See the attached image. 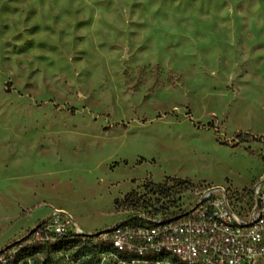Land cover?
<instances>
[{
	"label": "rangeland",
	"instance_id": "374dc122",
	"mask_svg": "<svg viewBox=\"0 0 264 264\" xmlns=\"http://www.w3.org/2000/svg\"><path fill=\"white\" fill-rule=\"evenodd\" d=\"M263 173L264 0H0L4 256L48 218L97 237L168 179L179 209ZM84 246L50 257L97 264Z\"/></svg>",
	"mask_w": 264,
	"mask_h": 264
},
{
	"label": "built area",
	"instance_id": "2783aa9c",
	"mask_svg": "<svg viewBox=\"0 0 264 264\" xmlns=\"http://www.w3.org/2000/svg\"><path fill=\"white\" fill-rule=\"evenodd\" d=\"M169 186L168 194H138L137 204L119 208L126 219L95 237L110 247L97 264H264V173L243 189L193 187L179 209L182 195L174 199L173 192L184 189ZM33 230L42 243L83 234L50 218Z\"/></svg>",
	"mask_w": 264,
	"mask_h": 264
},
{
	"label": "trees",
	"instance_id": "16d2710c",
	"mask_svg": "<svg viewBox=\"0 0 264 264\" xmlns=\"http://www.w3.org/2000/svg\"><path fill=\"white\" fill-rule=\"evenodd\" d=\"M179 186L182 187H192L190 181L188 180H179V179H168L167 181L161 183V184H154L150 188V193L156 195H161L163 192H168L171 190L172 186L169 185ZM145 193V194H150ZM142 198H138V193H130L129 195L125 196L120 202L119 206L120 208H129L131 206H134V204H137ZM156 201H159V197L154 198ZM33 238L31 243L23 248H21L19 251L15 252L14 254L5 256L6 264H19L22 260H24L27 257H34L38 254H43L45 256V264H56L55 261H53L50 257L51 254H54L56 252L65 250L67 248H73L78 246L79 244H84L82 253H85V255H90L93 258H98V255L103 252H107L110 250V247L107 243L101 242L99 240H96L95 237L91 236H84V238L78 235L69 234L67 236H64L62 238H59L53 242H45L42 243L40 241H37L34 237V234H31L30 239ZM82 241V242H81ZM0 255H3V253H0Z\"/></svg>",
	"mask_w": 264,
	"mask_h": 264
},
{
	"label": "water",
	"instance_id": "95a60500",
	"mask_svg": "<svg viewBox=\"0 0 264 264\" xmlns=\"http://www.w3.org/2000/svg\"><path fill=\"white\" fill-rule=\"evenodd\" d=\"M34 230L31 231V234L33 233Z\"/></svg>",
	"mask_w": 264,
	"mask_h": 264
}]
</instances>
